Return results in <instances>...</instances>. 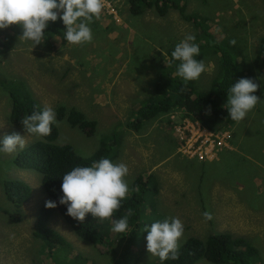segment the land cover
I'll return each instance as SVG.
<instances>
[{
    "label": "rangeland",
    "instance_id": "obj_1",
    "mask_svg": "<svg viewBox=\"0 0 264 264\" xmlns=\"http://www.w3.org/2000/svg\"><path fill=\"white\" fill-rule=\"evenodd\" d=\"M176 1L185 3L187 11L201 16L202 20L209 18L211 31H218L223 37L230 35L229 38L235 40L236 47L243 52L239 61L242 59L247 67L253 69L254 75L242 77L254 78L260 85L256 95L261 101L247 117L239 123L217 129L231 133L230 146L224 149L233 146L234 157L221 163L227 164L223 171L233 170L238 175V180L230 182L234 187L231 195L213 191L203 195L197 204L196 160L189 163L178 156H171V147L177 142L176 126L184 119V110L176 109L170 117L167 114L158 116L143 121L139 129L134 128L138 117L137 105H144L149 97L154 96L163 69L168 68L164 65L168 51H173L186 34L198 35L197 26L183 19L175 8H169L165 15L155 7L134 15L129 11L128 0H104L101 18L90 24L91 43L71 45L53 35L50 50L44 41L32 49L30 41L19 39L0 59V139L13 132L25 136L26 145L41 138L29 135L22 124H13L10 119L12 99L8 82L23 80L42 107L50 105L56 112L63 106L66 113L78 109L88 119L97 121L95 133L89 136L82 129L73 127L66 116L61 120L56 116L59 128L57 143L72 144L80 155L87 157L100 147L107 135L119 136L118 156L114 163L128 165L126 179L129 187L138 176L147 178L149 172L169 175L178 167L186 173L187 186L181 188L179 197L174 194L175 202L182 200V216L177 215L181 211L171 209L173 206L162 207L161 203L152 206L151 193H143L141 211L146 215H138L133 224L136 231L128 242H132L135 249L129 264H162L158 257L147 252L144 228L167 217H178L184 224L180 246L190 236L206 239L212 234L231 232L250 240L264 264V176L260 177L261 181L250 176L261 175L260 163L257 165L256 160L264 162V68L256 61L263 46L260 39L264 35V0ZM215 50L201 55L206 71L195 80L201 90L209 89L212 80L221 72V57ZM238 72L237 69L235 74H242ZM3 81L7 82L6 86ZM19 150L11 154L0 152V264H47L42 253L45 241L36 237L35 232L38 213L49 200V194L39 171L16 163ZM213 169L221 171V165L217 164ZM11 178L22 179L31 185L32 195L22 205V212L4 191L3 181ZM164 181L166 183L169 179L164 178ZM239 182L244 184L242 191L237 189ZM206 211L212 214L211 220L204 219L202 214ZM112 218L102 221L105 242H93L76 234L55 211L47 225L70 243L64 249L67 261H62V264H76L74 257L81 264H126L127 231L113 232ZM139 247L144 251L138 250ZM61 257L58 255L59 259ZM195 264L218 263L200 260Z\"/></svg>",
    "mask_w": 264,
    "mask_h": 264
},
{
    "label": "trees",
    "instance_id": "obj_2",
    "mask_svg": "<svg viewBox=\"0 0 264 264\" xmlns=\"http://www.w3.org/2000/svg\"><path fill=\"white\" fill-rule=\"evenodd\" d=\"M128 2L130 4L129 11L134 15H139L152 7H155L161 15H165L169 8L179 10L183 19L193 22L197 26L198 35H196L195 43L202 50L196 59H201L202 53L205 56L209 50H215L212 47L217 49L215 52L221 57V65H219L221 72L212 80L213 83L209 89L201 90L195 80L185 83L175 75L179 61L172 58V51H168V60L164 64L168 68L163 69L156 84L154 96L149 97L144 105H137L138 117L137 121L135 120L136 125H134V128L139 129L143 121L152 120L158 118V116L167 114V117H170L176 109L184 110V117L198 120L206 128L215 131L226 124H235L236 122L229 117L227 109L223 107L227 102L228 90L233 83L243 78L242 76L247 75L246 77H249L254 73L253 69L247 67L242 59L239 61V56H243V52L236 45L230 43L232 41L229 38L230 35L223 37L218 31H211L209 18L202 20L201 16L189 13L186 4L176 0H128ZM60 15H62V12ZM207 21L209 24H206ZM65 31L66 27L59 18L55 22H49L48 27L45 29L44 42L50 50L53 47L51 42L53 35L59 36L63 42H67L64 36ZM21 35L22 28L19 25H12L7 29L0 30V59L1 55L7 54L17 44ZM260 41L263 46L260 48L256 61H258L261 68H264V35L261 36ZM237 69L240 71L238 73H242L241 75L235 74ZM251 79L254 80V78ZM3 84L6 86L7 82L3 81ZM8 84L11 86L12 109L10 119L13 124H22L21 118L31 115L33 111L42 110V105L33 96L23 80H12ZM254 95H256V92ZM56 116L59 120L66 116L67 121L73 127L82 129L89 136L96 131L97 121L88 119L78 109H71L66 113V108L60 106L56 111ZM58 136V125L53 124L49 136L41 137L29 143L23 150H19L16 155L18 165L26 169L37 170L43 175V186L49 194V200L57 203V207L52 209L46 208L44 205L37 216L35 236L43 238L45 241L42 253L43 261L47 264L66 262L64 249L70 245L62 234L47 225L49 218L55 211L61 214L81 238L93 242H105V231L103 232L100 219L93 217L91 213L86 215L83 222L73 219L66 214V205L59 204V197L63 195L61 184L65 173L76 166H90L93 161H98L101 158H109L114 162L118 156L119 148V136L107 135L100 147L93 154L86 157L80 155L72 144L57 143ZM3 186L7 198L13 202L19 212H22V205L32 195L31 185L22 179L11 178L4 180ZM160 189V183L155 173L148 174L147 178L142 175L138 176L129 187L127 197L121 202L120 209L115 211L112 216L113 220H117L126 216L129 210L133 213L128 217L127 248L124 251L126 264H129L130 257L135 249L132 247V242H128L136 231L133 226L135 219L139 218L141 214L146 215L145 211H141L142 195L143 193H151V204L156 207V195L160 193ZM138 225L139 223L136 224V226ZM137 249L141 252L144 251L141 247ZM58 255L62 256L61 259L58 258ZM70 257H72V253ZM74 260L76 264H81L75 257ZM200 260H208L218 264H262L258 250L251 241L231 232L212 234L206 239L190 236L179 247L177 259H169L161 261V263L195 264ZM67 264L73 263L67 262Z\"/></svg>",
    "mask_w": 264,
    "mask_h": 264
},
{
    "label": "clouds",
    "instance_id": "obj_3",
    "mask_svg": "<svg viewBox=\"0 0 264 264\" xmlns=\"http://www.w3.org/2000/svg\"><path fill=\"white\" fill-rule=\"evenodd\" d=\"M103 8L104 0H0V30L19 25L22 28L20 40L30 41L33 49L44 41L49 22L59 18L66 27L64 36L67 42L83 45L92 42L90 24L101 18ZM195 40L194 34H186L171 53L172 58L179 61L175 75L185 83L199 79L206 71L203 59H196L200 55V47ZM230 43L235 45L236 41ZM259 87L251 78H240L231 85L223 107L233 121L239 123L244 120L261 101L254 95ZM21 123L29 135L44 137L51 134L52 125L58 124V121L54 108L45 105L42 110L21 118ZM26 144L25 136L13 132L0 139V152L11 154L17 149L23 150ZM128 174L126 163H114L109 158L93 161L90 166H76L62 177L63 195L59 197V204L66 205V214L79 222H83L89 213L101 221L109 219L127 197ZM45 207L56 208L57 203L48 200ZM132 214L129 210L126 216L113 220L112 231L126 232L128 217ZM202 215L205 220L213 218L207 211ZM144 231L147 232L146 249L149 254L162 262L178 258L180 241L184 235V224L178 217L157 220L150 226L146 225Z\"/></svg>",
    "mask_w": 264,
    "mask_h": 264
},
{
    "label": "crops",
    "instance_id": "obj_4",
    "mask_svg": "<svg viewBox=\"0 0 264 264\" xmlns=\"http://www.w3.org/2000/svg\"><path fill=\"white\" fill-rule=\"evenodd\" d=\"M148 10L145 11V13ZM234 144V142H233ZM172 157H177L180 160H183L185 162L191 163V160H196V199L197 204L202 199L203 195H209V193L213 191H218L222 193L223 195H231V188H234L233 185L230 183L233 179L238 180V175L233 173V170L223 171L222 169L227 166V164H221L223 161L229 158H233V146L232 148L224 149L220 152L219 157L215 160H203L198 157L192 158L187 157L179 153L178 151V138L177 142L172 145ZM171 152V151H170ZM169 152V154H170ZM232 156V157H231ZM168 157V156H167ZM258 159V158H257ZM260 163L258 165L257 163ZM221 165V171H217L216 169H213L215 165ZM256 164L259 166L260 173L258 174H250V176H253L257 178L258 181H261L260 177L264 176V162L262 160H256ZM161 172V171H160ZM172 174L169 175H162L161 173L155 174L158 178V181L160 183V193L156 195V203L159 206L161 203L163 206H173L174 208H171L176 211H181L182 213L178 212L177 215L182 216L184 211V206L181 204L182 200L175 202V195L177 194L178 197L180 194H182L181 188L187 186V175L186 173H183L180 168L175 167V169L171 170ZM151 173V172H149ZM242 173V172H240ZM243 173H246L245 171ZM164 178L169 179V181L165 183ZM170 178H174V180H171ZM253 180V179H252ZM254 182H256L254 180ZM236 184V182H235ZM240 185V186H239ZM259 187V185H257ZM167 189V192L165 190ZM237 189L239 191L244 190V184L239 182ZM249 190V189H248ZM246 190V191H248ZM260 193V192H259ZM201 207V206H200Z\"/></svg>",
    "mask_w": 264,
    "mask_h": 264
},
{
    "label": "built area",
    "instance_id": "obj_5",
    "mask_svg": "<svg viewBox=\"0 0 264 264\" xmlns=\"http://www.w3.org/2000/svg\"><path fill=\"white\" fill-rule=\"evenodd\" d=\"M176 130L179 153L203 160L217 159L224 147L229 145L231 138L228 130L215 131L189 117H184L176 126Z\"/></svg>",
    "mask_w": 264,
    "mask_h": 264
}]
</instances>
